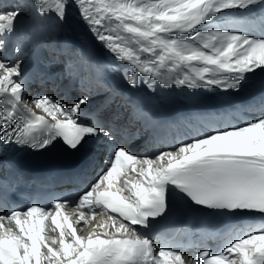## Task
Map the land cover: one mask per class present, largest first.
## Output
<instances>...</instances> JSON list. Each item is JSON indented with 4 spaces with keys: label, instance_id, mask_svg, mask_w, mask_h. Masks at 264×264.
I'll return each mask as SVG.
<instances>
[{
    "label": "snow or ice",
    "instance_id": "1",
    "mask_svg": "<svg viewBox=\"0 0 264 264\" xmlns=\"http://www.w3.org/2000/svg\"><path fill=\"white\" fill-rule=\"evenodd\" d=\"M261 2L33 0L31 7L38 15L54 13L64 21L69 4L78 5L97 39L129 65L124 75L130 87L143 80L150 86L159 82L238 91L246 74L264 70V37L224 30L214 22L225 10ZM22 10L20 5L0 9V35L15 31ZM144 53L151 59L142 58ZM22 76L19 59H0V97L10 106L0 114V144L43 150L59 141L76 151L88 137L102 134L80 118L87 96L70 107L38 97L32 104L44 114L37 115L23 99ZM130 173L132 179L121 180ZM173 194L212 210L264 216V112L154 157L117 146L108 166L76 201L74 207L84 210L66 214L70 202L56 200L54 214L36 205L0 214V264H264V229L248 231L218 253L203 250L192 258L179 250L154 249L147 230L167 212ZM73 215L80 230L89 228V216L107 219L80 235L70 220Z\"/></svg>",
    "mask_w": 264,
    "mask_h": 264
},
{
    "label": "bare ground",
    "instance_id": "2",
    "mask_svg": "<svg viewBox=\"0 0 264 264\" xmlns=\"http://www.w3.org/2000/svg\"><path fill=\"white\" fill-rule=\"evenodd\" d=\"M5 1L7 0H0V3H2L0 9L9 8L5 5ZM32 2L31 0H20L19 2L16 0L15 4L13 0L12 3L14 6L16 7L17 5H20L23 10L15 22V31L10 35L7 33L2 35V40H4V42L3 44H0V59L9 60L8 57L11 55V61L14 62L17 59L23 58L21 61L23 71L32 69L33 71L41 73H52L53 76L59 77L63 76V72L65 70L70 69V72L66 76L65 80H79L80 73L84 70L82 75L85 74V78L80 79L78 82L79 84L82 83V85H84L83 92L90 99L88 100L87 105L83 106L84 110H94L99 104H101V102H103V100L106 99V96H104L105 94L103 93L111 94V91H108L106 88V84L110 79L124 82L130 91H134L138 96L142 97L149 104V107L154 109L155 112L161 114V117L164 116V108L167 105L185 106L187 105L186 102L191 100H204L210 103L212 100L228 96L232 98L236 94L245 95L250 86H257V84L259 85L258 81L264 80V70L258 68L255 72L246 74L238 91H225L215 86H204L200 89H189L186 86H177L172 84L162 86L159 82L150 86L149 83H145L143 80L137 87H130L126 82L124 75V69L129 67V65L127 62L118 61L115 58V55L97 39L90 26L81 18L78 5L69 4L66 19L64 21H59L54 13H49L46 16L38 15L31 7ZM240 12H242V10H225L223 13L218 14L219 18L214 23L224 30L247 33L255 37H264V16L258 18L256 21L244 22L241 20ZM28 26H33L34 30L24 33ZM23 34H26L25 39H21ZM46 39L49 40L48 48L44 47ZM11 43H14L16 48L10 47ZM53 54L56 56L53 57ZM68 55L75 56L74 62L77 65L76 67L68 68L71 66V60H69L68 63L66 62V59L69 58L67 57ZM142 58L151 59V57L146 53L142 54ZM49 59V64H46ZM85 85L92 87V89L85 88ZM32 89L33 86L29 81L27 91H25V93H29ZM94 90L96 92L95 94L93 93ZM1 98L2 97H0V100ZM61 98H63V96H61ZM109 98H111V96ZM118 104H120V101ZM260 107H263L264 109V105H261ZM106 111L107 108L104 112ZM124 115L125 116L121 123V126L124 129L128 126H138V128H140L139 113L136 112V110L130 109L128 115ZM82 117L83 116L80 113V118ZM128 121H130V123H127ZM239 122L229 123L223 128H219V122L208 120L204 121L202 124H198V120L194 119L175 128L167 134L165 142L158 140L156 142V148L152 151L151 155L143 156L138 154L137 156L154 157L157 154L170 149L176 150L180 145L190 142L196 138L203 137L208 133L241 126ZM156 128L163 129L160 126H156ZM204 128L206 130H204ZM121 139L126 140V137L123 136ZM125 143L120 142V145L125 146L132 152L135 145H128L127 141H125ZM111 146L112 144L110 142H106L105 148ZM134 176V173H130L125 177H121V180L132 179ZM94 181L95 179L90 180L91 184ZM125 195H129V193L125 191ZM184 199L188 204H194L190 200L186 198ZM70 210V213L74 212V209ZM243 214L247 215L244 218L246 223L247 220H252L257 225L253 227V230L258 231L260 229H264V216L251 213ZM71 217L75 216L73 215ZM106 219L107 216H97L95 220H89V228L84 230H80V226L75 224V221L72 222L74 223V226L78 228V234L87 235V232L90 230L92 224H96ZM49 226H51V223ZM253 230L251 229L250 231ZM97 231L101 230L97 229ZM46 233L47 235H51L50 232L46 231ZM56 235H58V230ZM181 235L182 232L178 234V236ZM213 237L221 239L222 242L226 241L225 245L229 244L230 241L235 240L230 235L214 234ZM168 244V249L175 250V241H170ZM214 246L215 245L212 247ZM204 249L206 248L201 247L196 250V252H200ZM176 250H179V248Z\"/></svg>",
    "mask_w": 264,
    "mask_h": 264
},
{
    "label": "rangeland",
    "instance_id": "3",
    "mask_svg": "<svg viewBox=\"0 0 264 264\" xmlns=\"http://www.w3.org/2000/svg\"><path fill=\"white\" fill-rule=\"evenodd\" d=\"M28 28H30V31H33L34 30V27L32 26H28L27 28H26V30L24 31V33H26V32H30V31H28ZM67 60H69V58L67 59ZM50 62V61H49Z\"/></svg>",
    "mask_w": 264,
    "mask_h": 264
}]
</instances>
